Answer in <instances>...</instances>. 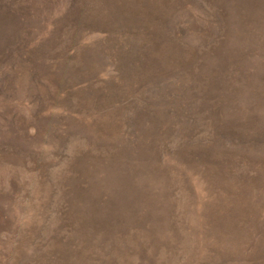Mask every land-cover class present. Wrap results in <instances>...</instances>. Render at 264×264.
Here are the masks:
<instances>
[{
    "label": "rangeland",
    "instance_id": "rangeland-1",
    "mask_svg": "<svg viewBox=\"0 0 264 264\" xmlns=\"http://www.w3.org/2000/svg\"><path fill=\"white\" fill-rule=\"evenodd\" d=\"M0 264H264V0H0Z\"/></svg>",
    "mask_w": 264,
    "mask_h": 264
}]
</instances>
